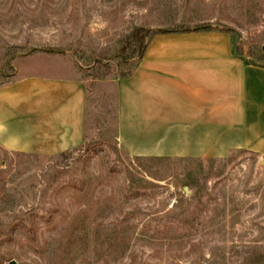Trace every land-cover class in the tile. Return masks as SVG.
Listing matches in <instances>:
<instances>
[{
    "label": "rangeland",
    "instance_id": "1",
    "mask_svg": "<svg viewBox=\"0 0 264 264\" xmlns=\"http://www.w3.org/2000/svg\"><path fill=\"white\" fill-rule=\"evenodd\" d=\"M210 27L264 62V0H0V86L83 81V144L0 147V264H264V161L137 158L116 139L138 35Z\"/></svg>",
    "mask_w": 264,
    "mask_h": 264
},
{
    "label": "crops",
    "instance_id": "2",
    "mask_svg": "<svg viewBox=\"0 0 264 264\" xmlns=\"http://www.w3.org/2000/svg\"><path fill=\"white\" fill-rule=\"evenodd\" d=\"M116 87V139L129 155L205 160L245 152L264 161V64L240 54L230 32L155 33ZM87 111L83 81L19 78L0 86V147L43 157L74 150L85 140Z\"/></svg>",
    "mask_w": 264,
    "mask_h": 264
},
{
    "label": "trees",
    "instance_id": "3",
    "mask_svg": "<svg viewBox=\"0 0 264 264\" xmlns=\"http://www.w3.org/2000/svg\"><path fill=\"white\" fill-rule=\"evenodd\" d=\"M208 29H211L210 27H201V28H197V29H194V30H208ZM188 31H191V30H185V32H188ZM166 31H157L155 33H165ZM138 41H139V54H140V57L143 55L148 43L150 40H147V35H144V34H140L138 35ZM252 61H259V60H256V59H253L251 58Z\"/></svg>",
    "mask_w": 264,
    "mask_h": 264
},
{
    "label": "water",
    "instance_id": "4",
    "mask_svg": "<svg viewBox=\"0 0 264 264\" xmlns=\"http://www.w3.org/2000/svg\"><path fill=\"white\" fill-rule=\"evenodd\" d=\"M258 63L264 64L263 62H259V61H258ZM11 264H14V262H12Z\"/></svg>",
    "mask_w": 264,
    "mask_h": 264
}]
</instances>
